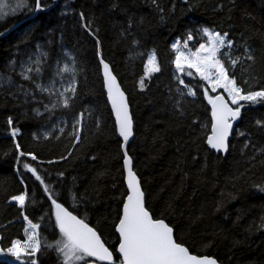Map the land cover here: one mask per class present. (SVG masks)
<instances>
[{
  "label": "trees",
  "instance_id": "1",
  "mask_svg": "<svg viewBox=\"0 0 264 264\" xmlns=\"http://www.w3.org/2000/svg\"><path fill=\"white\" fill-rule=\"evenodd\" d=\"M40 2L43 10L35 16L29 17L35 11L24 9L0 30L4 32L29 17L0 38V111L33 117L38 116L33 109L45 112L47 95L36 93L35 100L26 96L21 86L29 92L34 91L33 86L19 77L18 66L15 71L9 67V61L26 58L40 44L47 45L50 54L41 82L51 77L55 61L64 51L71 53L78 66L76 95L93 110L97 122L90 131L80 134L75 146L68 136L54 163L39 167L28 159L19 161L21 175L35 181L23 168L24 163L31 164L70 211L74 202L69 190L77 198L83 194L85 200L74 214L82 216L86 211V222L96 227L106 244L114 248L118 234L113 225L120 201L126 195V151L145 193L146 206L156 217L165 219L194 254L214 257L222 264H264V192L254 187L264 185V155L256 151L264 147V129L255 125V120L264 119V105L242 109L229 152L223 155L206 144L210 106L200 93L199 78L184 77L185 83L197 91V97L182 102V111L174 107L176 96L169 91L175 87L170 46L176 38L182 39L187 30L200 27L227 32L228 39L236 45L246 44L256 57L255 63L251 67L238 63L230 71L235 72L245 89L264 87V0ZM33 3L29 0L30 6ZM80 12L84 13L83 21ZM89 20L94 35L83 27ZM97 39L100 54L118 77L131 106L134 139L126 150L106 98ZM133 39L138 41V52L155 51L161 69L145 78L144 89L137 82L144 75L147 55L130 57ZM242 53L243 48L236 47L231 55ZM244 80L248 83L244 84ZM61 156L66 159L60 160ZM13 171L12 165L0 161L1 180L11 178ZM61 172L62 177L58 176ZM35 183L39 185L38 181ZM40 188L42 199L25 208L33 222L49 210L50 201ZM23 229L17 204L0 205V247L10 239H23ZM40 231L49 241L58 238L43 224ZM37 261L58 264L53 250L42 249Z\"/></svg>",
  "mask_w": 264,
  "mask_h": 264
},
{
  "label": "snow or ice",
  "instance_id": "2",
  "mask_svg": "<svg viewBox=\"0 0 264 264\" xmlns=\"http://www.w3.org/2000/svg\"><path fill=\"white\" fill-rule=\"evenodd\" d=\"M155 2V0H153ZM27 9L31 11L43 10L40 0H34L30 6L29 0H15L14 4L8 0H0V19L9 13ZM81 21L84 20V13H79ZM91 20L83 27L88 28ZM195 33V34H194ZM97 55L100 57L99 64L103 69V86L107 92V100L111 104L112 112L115 115V127L118 135L127 142L132 136V118L129 112V105L125 92L122 90L117 77L113 74L110 65L100 55V41L96 40ZM138 41L132 40V47L129 49L130 57L147 55L144 63V75L137 82L140 89L146 87L145 78H150L153 73L161 71L155 51L140 53L136 49ZM242 47V56L233 57L232 50ZM47 45L37 44L35 50L28 53L26 58L19 61H9V67L17 73L23 81L29 82L34 91L29 92L21 86L26 96L31 95L36 99V93L46 94L49 100L44 104V111L53 112L57 107L68 108L76 96L78 66L76 59L71 53L63 52V55L55 61L51 77L46 82H41V77L46 66H48L49 51ZM173 54L171 64L174 65L175 87L169 89L176 96L173 101L174 107L182 111V102L188 98L195 100L197 91L185 83L184 77H198L199 90L207 105L210 106V130L207 131L206 144L210 149L217 152L228 150V138L233 130V122L241 117L242 109L256 105H264V87L252 90L241 86L237 81L234 71L238 63H248L249 67L255 63V55L246 45H236L232 39H228L227 32H220L207 27L187 30L183 38H176L170 46ZM10 82V77H8ZM244 84L248 81L244 80ZM42 103V101H38ZM36 115H41L40 110L33 109ZM83 113L79 114L72 123V131L68 136L75 142L80 140ZM12 125V118L7 120ZM255 125L264 129V119L255 120ZM53 125V129H56ZM204 129L208 125L201 126ZM64 133L63 127L58 128ZM54 134L53 131L43 133V138ZM244 135V133H239ZM12 138V149L18 154L19 161L22 156H30L33 161L37 156L32 152L20 151V144L16 137L20 135L18 127L10 128ZM34 139H39L33 134ZM248 143L245 142L244 147ZM264 155V147L256 149ZM7 154V153H5ZM250 157L249 159H254ZM65 160V156L59 157ZM42 163V162H41ZM52 163V161H49ZM131 158L127 152L123 155V168L126 170V195L120 201L121 207L114 223L115 232L118 234V243L110 248L102 238L101 232L96 227L86 222L87 212L82 216L74 214L79 211L80 202L85 200L83 194L79 198L69 190L74 202L73 210L65 207L64 203L54 196V190L44 182V178L37 172V169L29 163H24L23 168L32 174L35 181L39 182L47 200L50 201L49 210L41 215L37 222H33L25 214V208L35 203V199L29 196L27 186L19 194L10 197L15 201L24 221L23 239L14 238L7 242V245L0 247V255L12 259L5 260L4 264H38L37 253L53 250L56 253L58 264H218L214 257L194 254L182 240L178 238L175 230L163 218L156 217L149 207L146 206L145 193L141 183L131 167ZM62 177L63 172L58 173ZM23 183V179H21ZM264 192V185H254ZM58 195V194H57ZM264 220V217L261 218ZM51 229L58 238L49 241L41 236V226ZM264 226V225H262ZM0 239H3L0 236Z\"/></svg>",
  "mask_w": 264,
  "mask_h": 264
},
{
  "label": "rangeland",
  "instance_id": "3",
  "mask_svg": "<svg viewBox=\"0 0 264 264\" xmlns=\"http://www.w3.org/2000/svg\"><path fill=\"white\" fill-rule=\"evenodd\" d=\"M8 2L14 4L15 0H8ZM19 12L17 11L15 14L9 13L6 17L0 19V30L10 23L11 20H14ZM81 113H83L80 131V134H82L93 128L97 122V117L90 107L79 101L77 95L73 98L68 108L54 109L51 115L44 112L39 116L33 117L0 111V128L2 129V134L0 135V161L14 167L11 178L7 181L0 179V205L16 203L11 201L10 197L24 191L25 186H27L29 196L34 198L35 201L42 199L40 186L30 176L23 177L18 169L19 161L23 159L33 160L30 156H22L17 161L16 156L18 154L12 149L13 142L10 128L18 127L20 129V135L16 137V142L20 144V151L32 152L37 156V160L33 162L39 167H44L58 160L60 146L68 138L74 119ZM9 117L13 121L11 126L7 123ZM53 125L57 126L56 129H53ZM60 127L65 129L64 133L59 132L58 128ZM48 131H53L54 134L44 139L43 133ZM33 134L40 138L34 139ZM49 161H52V163H49ZM21 179H23V183H21ZM9 259L12 258L0 255V261Z\"/></svg>",
  "mask_w": 264,
  "mask_h": 264
},
{
  "label": "water",
  "instance_id": "4",
  "mask_svg": "<svg viewBox=\"0 0 264 264\" xmlns=\"http://www.w3.org/2000/svg\"><path fill=\"white\" fill-rule=\"evenodd\" d=\"M38 13V11H35L31 16H29V17H33V16H35L36 14ZM29 17H27V18H24V19H22V20H20V21H18V22H16L14 25H12L10 28H8L7 30H5L4 32H1L0 33V38L1 37H4V36H6L8 33H10L12 30H14L15 28H17L18 26H20L22 23H24ZM101 56H102V54H100ZM106 62V61H105ZM109 64V63H108ZM110 65V64H109ZM111 67V66H110ZM101 69H102V67H101ZM111 69H112V67H111ZM112 72H113V70H112ZM113 74L115 75V73L113 72ZM102 76H103V69H102ZM116 76V75H115ZM117 77V76H116ZM117 81L119 82V84H120V86H121V88H122V90L125 92V90L123 89V87H122V85H121V83H120V81H119V79H118V77H117ZM105 92H106V89H105ZM125 96H126V98H127V102H128V105H129V112H130V115H131V118H132V136H130L129 137V139H128V141L127 142H124L123 141V138L121 137V139H122V141H123V149L124 150H126V147L133 141V139H134V121H133V115H132V110H131V106H130V103H129V99H128V96H127V94H126V92H125ZM106 98H107V92H106ZM108 103H109V105H110V108H111V104H110V102L108 101ZM112 110V109H111ZM113 113V112H112ZM113 117H114V120H115V115H114V113H113ZM239 119L240 118H238V120L237 121H234L233 122V130H232V132L230 133V135H229V138H228V145H229V143H230V140H231V138H232V136H233V133H234V131H235V128H236V126H237V124H238V122H239ZM78 142V141H77ZM76 142V143H77ZM212 150H214V149H212ZM215 151V150H214ZM217 152V151H216ZM228 152H229V146H228V150L226 151V152H218V153H220V154H223V155H227L228 154ZM129 156V155H128ZM130 157V156H129ZM131 158V157H130ZM131 161H132V159H131ZM131 167H132V170L134 171V168H133V162L131 163ZM135 172V171H134ZM136 174V173H135ZM126 175H127V173H126V170H125V177H126ZM136 176H137V174H136ZM137 178L139 179V177L137 176ZM140 181V180H139ZM125 184H126V179H125ZM127 187V186H126ZM211 257V256H210ZM217 260V259H216ZM217 262H218V264H222V263H220L218 260H217Z\"/></svg>",
  "mask_w": 264,
  "mask_h": 264
},
{
  "label": "bare ground",
  "instance_id": "5",
  "mask_svg": "<svg viewBox=\"0 0 264 264\" xmlns=\"http://www.w3.org/2000/svg\"><path fill=\"white\" fill-rule=\"evenodd\" d=\"M102 72V71H101Z\"/></svg>",
  "mask_w": 264,
  "mask_h": 264
}]
</instances>
